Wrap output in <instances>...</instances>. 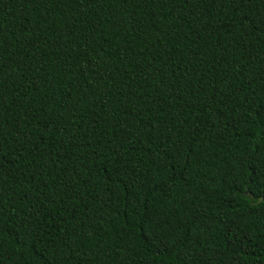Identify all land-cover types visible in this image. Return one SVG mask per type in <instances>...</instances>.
I'll list each match as a JSON object with an SVG mask.
<instances>
[{
	"label": "trees",
	"instance_id": "trees-1",
	"mask_svg": "<svg viewBox=\"0 0 264 264\" xmlns=\"http://www.w3.org/2000/svg\"><path fill=\"white\" fill-rule=\"evenodd\" d=\"M0 264H264V0H0Z\"/></svg>",
	"mask_w": 264,
	"mask_h": 264
}]
</instances>
